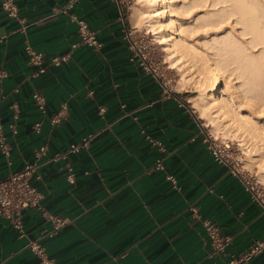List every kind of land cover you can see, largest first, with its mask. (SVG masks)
<instances>
[{"label": "crops", "instance_id": "crops-1", "mask_svg": "<svg viewBox=\"0 0 264 264\" xmlns=\"http://www.w3.org/2000/svg\"><path fill=\"white\" fill-rule=\"evenodd\" d=\"M13 1L18 19L0 3V70L8 74L0 83V125L11 146L9 157L0 151V181L34 161L42 144L51 155L95 135L89 149L43 167L36 182L45 209L68 220L40 241L49 264H225L264 238L262 208L231 168L215 161L201 118L181 93L130 61L125 35L131 23L115 0H74L72 13L98 32L103 48L79 47L60 67L51 59L70 51L77 26L56 9L72 0ZM27 43L45 55V73L29 63ZM34 92L46 96L50 115L66 105L59 125L42 118ZM37 122L41 133L33 129ZM160 157L164 171L155 167ZM66 164L73 167L74 183ZM191 206L233 237L226 255L212 257ZM23 220L21 238L0 218V264H44L28 243L52 224L34 209ZM255 264H264V252Z\"/></svg>", "mask_w": 264, "mask_h": 264}, {"label": "bare ground", "instance_id": "bare-ground-1", "mask_svg": "<svg viewBox=\"0 0 264 264\" xmlns=\"http://www.w3.org/2000/svg\"><path fill=\"white\" fill-rule=\"evenodd\" d=\"M175 1L140 0L147 10L140 11L138 8L132 16L138 23L145 20L150 33L156 35L167 55L182 62L180 69L185 83L190 81L189 77L195 76L196 88L201 91L206 82L211 84L209 92H202L193 105L207 126L217 133H222L227 126L235 135H250L258 143V157L263 160L264 123L261 124L259 120L264 115V0ZM199 6H211L213 9L206 10L205 15L201 13L203 16L197 13L193 19L189 18L192 10ZM232 17L236 18V24L242 25L240 34L231 29L229 35L224 36L214 32L211 40L199 45L191 42L190 38L198 29L218 28ZM232 65L234 69H227ZM225 70L227 74L230 71L228 77H224L223 91L230 93L227 98L220 93ZM235 71L242 79V90L239 86L231 85Z\"/></svg>", "mask_w": 264, "mask_h": 264}, {"label": "built area", "instance_id": "built-area-1", "mask_svg": "<svg viewBox=\"0 0 264 264\" xmlns=\"http://www.w3.org/2000/svg\"><path fill=\"white\" fill-rule=\"evenodd\" d=\"M119 6L120 12L123 16L127 15V11L134 3V0H115ZM2 9L8 14L9 17L18 19L19 9L13 0H0ZM75 1H70L67 5L56 9L57 13L68 15L77 26V40L72 43L70 51L62 56H56L51 59L53 66L60 67L70 61L71 54L79 47H87L93 51L99 52L103 48V43L100 41L98 32L92 29L89 23L72 13ZM25 27L23 28V30ZM126 40L128 42V49L131 53L130 61L136 63L145 73L152 74L159 77L158 68H156L151 60V53L147 50V43L143 36L139 35L137 31L128 27L126 30ZM25 51L29 57V63L39 68V74L46 72L45 55L37 51L31 44L27 43ZM8 74L4 70H0V83L7 78ZM32 101L37 107L43 119L48 120L49 124L54 127L59 125L65 118L67 107L62 105V108L56 114H49L48 102L44 94L34 92L32 94ZM15 111L14 118H18V105L12 104ZM104 112V109H101ZM14 131V125L11 126ZM33 129L36 133H41L42 122L34 124ZM15 132V131H14ZM146 139L153 145L162 148L161 143L149 134L145 135ZM95 135L89 134L82 138L78 143L70 145L65 151L57 152L49 155L48 144H42L35 152V159L32 162L25 164L21 171L11 173L6 179L0 181V218L8 221L14 227L21 238L26 236L24 227V212L29 209L37 210L42 216L52 224L50 232H43L39 239L29 242L28 247L35 251L42 259L44 264H49L46 258L44 248L40 241L43 237L49 235H56L67 224L68 220L62 216L52 214L45 209L43 205L44 195L41 190L36 186V182L42 180L41 169L51 163L65 161L69 154H78L90 148ZM209 150L214 157L215 161L220 165H225L231 168V171L238 177L244 190L252 197L254 201L262 208L264 213V186L251 174L244 173L239 168V164H233L231 160V147L229 145L218 144L211 135H206ZM0 151L5 156L9 157L11 154V146L7 142L4 134L3 126L0 125ZM232 165V167L230 166ZM156 170L164 171L165 164L163 158L156 160ZM68 171V180L74 183V170L70 164H66ZM174 188H178L177 181L174 176H167ZM190 211L194 218L200 219L206 231L207 237L211 245L212 257H221L226 255L233 243V237L230 234H225L221 231L219 225L214 221L207 218H202L199 209L196 206H191ZM264 252V238L255 241L241 256L232 255L225 264H255V259Z\"/></svg>", "mask_w": 264, "mask_h": 264}, {"label": "rangeland", "instance_id": "rangeland-1", "mask_svg": "<svg viewBox=\"0 0 264 264\" xmlns=\"http://www.w3.org/2000/svg\"><path fill=\"white\" fill-rule=\"evenodd\" d=\"M177 1L181 2V0H176L175 2ZM182 3H183V0H182ZM206 5L208 6L209 2ZM136 9L140 11L147 10L146 6L140 3V0H134V3L130 6V9L127 11L128 21H130L132 25V26L130 25V27H133L139 35L144 37L147 43V50L150 51L151 53V60L154 66L158 68L159 78H161L162 81H164L168 85V87L181 93L185 97L187 103L190 105L191 109L196 113V116L199 119V113L196 112V109L193 108V105L195 104V102L197 101V98H199V95L202 92H206V93L209 92L208 90L211 88V84L206 82L204 84V89L201 91L200 89L196 88L195 82L197 81V78H195V76L189 77L190 81L186 82L187 83L186 84L183 81V75H182V70H181L182 69L181 67H183L182 62L177 61L174 58L167 55V52H165L163 49L164 46L160 44V41L159 39L156 38V35H154L153 32L150 33V29L147 28L145 20H143L141 23L137 22L138 20L134 18V16H132L133 12ZM210 9H213V8L211 6L209 8L199 6L193 9L192 12L190 13L191 15H188V17L189 18L191 17L193 19V17L197 13L198 14L200 13L199 15H202L203 13H206ZM235 19H236L235 17H232L230 20H227L228 22H226L225 24H223L222 26L218 28L206 27L205 29L204 28L198 29L197 32L193 35L194 37L192 36L190 40L195 45H199L201 42H207V40H209L210 38H213L212 34L214 32L219 33L220 36H224L227 34L229 35V32H231V29H234V31L237 34H240L242 32V25L236 24ZM189 21L192 22V20H189ZM184 23H187V21H184ZM193 23L195 24V21ZM197 24L199 25L200 23L198 22ZM227 69L229 70L234 69V65L230 66ZM229 73L230 71L227 74L226 70L223 72L222 74L223 88L220 90L221 95H223L224 97L226 95V98L229 96L230 93L228 90H226L224 93L223 89L225 88V78L228 77ZM232 78L234 82L232 81L231 85L234 84V86L240 87V85L242 84V79L239 78V72L235 71ZM239 89L242 90L243 87L242 88L240 87ZM261 118L262 119H260L259 122L262 124L264 123V115H262ZM199 120L201 121L206 131V134L211 135L213 139L217 141L218 144L229 145L231 147L230 154L232 158L230 161L232 162V165L239 164V168L241 169V171H243L245 174L248 173V174L253 175L259 181V183L264 186V178H263L264 159L262 160L261 157L260 158L258 157L259 149H258V143L255 141V139H253L250 135L246 133H238L235 135L232 132V130L227 126L224 127V130L222 131V133L221 132L217 133L211 127L207 126V123L205 120L203 119L202 120L199 119ZM231 135H233L232 138L230 137ZM241 144H244V146ZM247 147L248 149H245ZM232 165L230 166L232 167Z\"/></svg>", "mask_w": 264, "mask_h": 264}]
</instances>
